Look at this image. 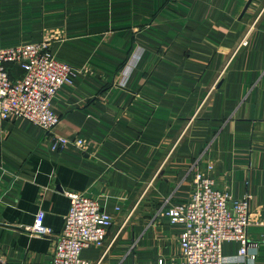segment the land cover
<instances>
[{
    "label": "crops",
    "instance_id": "obj_1",
    "mask_svg": "<svg viewBox=\"0 0 264 264\" xmlns=\"http://www.w3.org/2000/svg\"><path fill=\"white\" fill-rule=\"evenodd\" d=\"M246 2L0 0V48L45 37L78 70L51 105L54 132L85 140L53 151L40 127L0 120V264H50L68 192L112 218L108 249L89 245L85 259L182 264L184 227L164 212L189 199L208 162L218 189L251 195L256 256L225 241L223 264H264V0ZM38 210L50 237L26 230Z\"/></svg>",
    "mask_w": 264,
    "mask_h": 264
},
{
    "label": "built area",
    "instance_id": "obj_2",
    "mask_svg": "<svg viewBox=\"0 0 264 264\" xmlns=\"http://www.w3.org/2000/svg\"><path fill=\"white\" fill-rule=\"evenodd\" d=\"M246 43L244 36L241 45ZM10 64L21 69L19 77L10 76ZM77 72L75 67L55 57L45 37L0 48V120L18 116L40 127L48 135L53 151L85 148L83 138H68L54 132L59 116L51 105L57 90L64 84H72ZM213 168V163L208 162L207 172L197 171L189 199L164 212L170 223H181L184 227L179 237L182 264H223L222 243L225 241L240 244V258L252 260L256 256L255 251H248V246L257 247L247 237V227L252 222L251 195L234 198L218 189L210 174ZM67 196L69 208L63 217L61 231L52 238L50 264H93L82 257L81 251L95 245L106 252L111 215L92 197L74 192H68ZM258 223L264 224V218ZM26 230L38 236L52 235L51 229L44 224L43 210L35 213L33 224ZM161 263L159 260L158 264Z\"/></svg>",
    "mask_w": 264,
    "mask_h": 264
},
{
    "label": "water",
    "instance_id": "obj_3",
    "mask_svg": "<svg viewBox=\"0 0 264 264\" xmlns=\"http://www.w3.org/2000/svg\"><path fill=\"white\" fill-rule=\"evenodd\" d=\"M251 0H247L245 6H244V10L247 8L248 4L250 3Z\"/></svg>",
    "mask_w": 264,
    "mask_h": 264
}]
</instances>
